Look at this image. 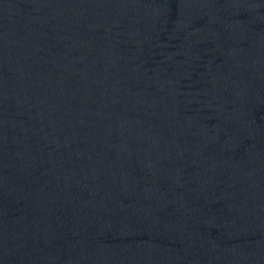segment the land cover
<instances>
[{
    "label": "water",
    "instance_id": "95a60500",
    "mask_svg": "<svg viewBox=\"0 0 264 264\" xmlns=\"http://www.w3.org/2000/svg\"><path fill=\"white\" fill-rule=\"evenodd\" d=\"M0 264H264V0H0Z\"/></svg>",
    "mask_w": 264,
    "mask_h": 264
}]
</instances>
